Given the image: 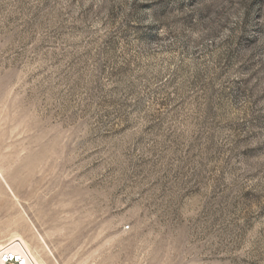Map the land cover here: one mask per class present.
Returning a JSON list of instances; mask_svg holds the SVG:
<instances>
[{
    "label": "rangeland",
    "instance_id": "374dc122",
    "mask_svg": "<svg viewBox=\"0 0 264 264\" xmlns=\"http://www.w3.org/2000/svg\"><path fill=\"white\" fill-rule=\"evenodd\" d=\"M18 236L40 264H264V0H0Z\"/></svg>",
    "mask_w": 264,
    "mask_h": 264
},
{
    "label": "built area",
    "instance_id": "2783aa9c",
    "mask_svg": "<svg viewBox=\"0 0 264 264\" xmlns=\"http://www.w3.org/2000/svg\"><path fill=\"white\" fill-rule=\"evenodd\" d=\"M0 264H35V261L22 241L13 240L0 248Z\"/></svg>",
    "mask_w": 264,
    "mask_h": 264
},
{
    "label": "bare ground",
    "instance_id": "6f19581e",
    "mask_svg": "<svg viewBox=\"0 0 264 264\" xmlns=\"http://www.w3.org/2000/svg\"><path fill=\"white\" fill-rule=\"evenodd\" d=\"M16 238H18V240H20V241H23L24 242V245H25V247L28 249H30V245L29 244H27L24 240H23V238H21L20 236H18V237H16ZM42 240V239H41ZM28 249V250H29ZM30 251V250H29ZM33 259H34V261H35V264H40V262L37 260V258L35 257V256H33Z\"/></svg>",
    "mask_w": 264,
    "mask_h": 264
}]
</instances>
